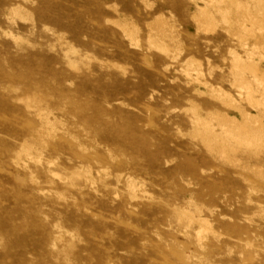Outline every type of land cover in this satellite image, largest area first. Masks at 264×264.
<instances>
[{
	"label": "rangeland",
	"instance_id": "374dc122",
	"mask_svg": "<svg viewBox=\"0 0 264 264\" xmlns=\"http://www.w3.org/2000/svg\"><path fill=\"white\" fill-rule=\"evenodd\" d=\"M215 1L208 28L207 0H0V264H264V139L190 125L259 113L264 0Z\"/></svg>",
	"mask_w": 264,
	"mask_h": 264
},
{
	"label": "bare ground",
	"instance_id": "6f19581e",
	"mask_svg": "<svg viewBox=\"0 0 264 264\" xmlns=\"http://www.w3.org/2000/svg\"><path fill=\"white\" fill-rule=\"evenodd\" d=\"M201 1H205V0H201ZM220 1V3H222L221 1H223V0H219ZM229 1V0H228ZM250 1V0H249ZM213 2H215L216 3V1L215 0H207V2L205 3V5H204V7H198L197 8V11H196V16L194 17L195 19H196V22H198L200 25H201V23H202V25H203V23L204 22H206L208 19H207V16H210V12H209V7H211L212 6V4H213ZM260 2V1H259ZM191 3V2H190ZM219 3V4H220ZM238 3H241V2H237V5H238ZM263 3V2H262ZM216 4H218V3H216ZM215 4V5H216ZM257 4H259V3H257ZM240 5V4H239ZM238 5V6H239ZM252 5V4H251ZM261 5V4H260ZM221 6V5H220ZM248 6V5H247ZM197 7V6H196ZM253 7V6H252ZM255 7V6H254ZM257 7H258V5H257ZM260 7V6H259ZM262 7V6H261ZM260 7V8H261ZM237 8V7H236ZM240 8V7H239ZM245 8L246 9H244L246 12L248 11H250V10H247V7L245 6ZM248 8H249V6H248ZM264 8V7H263ZM243 9V8H242ZM239 10V9H238ZM251 10H253V9H251ZM217 11H219V12H222L223 14H224V16L228 13V10H222V9H220V10H217ZM258 12H260V13H262V9L260 10V9H258L257 10ZM257 11H256V14H257ZM264 11V10H263ZM213 12V11H212ZM215 12V11H214ZM247 12V13H248ZM18 11L17 10H12V14H14V16L16 15H18ZM240 13V12H239ZM246 14V13H245ZM255 14V15H256ZM263 14V13H262ZM230 15V14H229ZM249 15V14H248ZM206 16V17H205ZM233 16V15H232ZM257 16V15H256ZM260 16V15H259ZM203 17H205L207 20H205L204 22H200L199 20H201ZM222 17V16H221ZM226 17V16H225ZM236 17V16H235ZM241 17V16H240ZM262 17H264L263 15H262ZM201 18V19H200ZM210 18H211V16H210ZM224 18V17H223ZM244 18V17H243ZM243 18H242V20H243ZM247 18V17H246ZM213 19V18H212ZM221 19V18H220ZM226 19V18H225ZM250 19V18H249ZM259 19V18H258ZM264 19V18H263ZM204 20V19H203ZM211 20V19H210ZM256 20V19H255ZM212 21H214V20H212ZM241 21V20H240ZM263 21V20H262ZM195 22V23H196ZM216 22V21H215ZM209 23V24H208ZM206 22V24H204V25H209L210 26V22ZM225 23V22H224ZM227 23V22H226ZM246 23V22H245ZM256 23V22H255ZM264 23V22H263ZM240 24V23H239ZM244 24V23H243ZM257 24V23H256ZM197 25V24H196ZM259 25V24H258ZM205 26V27H206ZM209 26H207L208 28H209ZM243 26L244 25H241L240 26V28H242V29H244L243 28ZM250 26V25H249ZM204 27V28H205ZM206 27V29H208ZM261 27V26H260ZM230 28H232L233 29V27H230ZM211 29V28H210ZM217 29V28H216ZM259 29V28H258ZM121 30L123 31V33L128 37V39L130 40V41H132V40H134V37H133V33H132V31L130 30V29H128L126 26H123L122 25V27H121ZM250 30V29H249ZM260 30V29H259ZM262 30V29H261ZM200 31V30H199ZM214 32V31H213ZM251 32V31H250ZM262 32V31H261ZM240 34V33H239ZM247 34V33H246ZM256 34V33H255ZM258 35H259V33H258ZM245 36V35H244ZM247 36V35H246ZM253 37V36H252ZM236 38H238V37H236ZM240 39H242V38H244V37H239ZM154 39H151V38H148V44H150V46H152V47H154V44L157 42H154L153 41ZM242 40H244V39H242ZM20 41V40H19ZM240 41V40H239ZM136 42H138V41H136ZM154 42V43H153ZM241 42V41H240ZM163 42L161 41V43L160 44H162ZM160 44L159 45H157V46H160ZM163 46V48L161 49V48H159V49H161L162 51H165V54L167 53V51L164 49L165 48V45H164V43L162 44ZM245 45V44H244ZM150 46H148L149 48H151ZM246 46V45H245ZM154 48H156V47H154ZM252 48V47H251ZM253 48H255V47H253ZM257 48V47H256ZM255 48V49H256ZM159 49H157L156 48V50H159ZM254 49V50H255ZM259 49H261V48H259ZM258 50V49H257ZM160 51V50H159ZM161 51V52H162ZM252 51V50H251ZM250 52V51H249ZM248 52V53H249ZM256 53H259L258 51H255ZM251 53H253V52H250L249 54H251ZM234 54V53H233ZM249 54H247V55H249ZM167 55V54H166ZM234 55H237V54H234ZM259 55H261V54H259ZM258 55V56H259ZM257 56V55H256ZM255 56V57H256ZM248 58H250L249 56H247ZM251 57H253V56H251ZM236 59V61L234 62V63H237L236 64V66L240 63L241 64V60L242 59H240V57H236L235 58ZM234 61V60H233ZM250 61V60H249ZM261 61V60H260ZM196 62V61H195ZM251 62V61H250ZM253 62V61H252ZM191 63H192V60H191ZM249 63V62H248ZM189 64H190V62H189ZM196 64H198V63H196ZM192 65V64H191ZM193 65H194V63H193ZM244 65V64H243ZM243 65H242V67H243ZM248 65V64H247ZM234 66V65H233ZM199 67V66H198ZM238 67V66H237ZM248 67V66H247ZM253 67V66H252ZM256 67V66H255ZM240 68V67H239ZM244 68H246V66H244ZM250 68V67H249ZM257 69V68H256ZM236 70H237V68H236ZM248 70V69H247ZM251 70H252V68H251ZM255 70V69H254ZM250 71V70H249ZM253 71V70H252ZM244 72V71H243ZM256 72V71H255ZM186 73V72H185ZM258 73V72H257ZM249 74V73H248ZM250 74H251V72H250ZM244 75V74H243ZM242 74H241V76H243ZM237 76V75H236ZM256 77H253L254 78V80H255V82H258V84L259 85H261L263 88H264V79H263V77H264V74H263V77L261 76V78H259L258 79V77H257V75H255ZM249 77V76H248ZM238 78V77H237ZM239 79V78H238ZM237 79V80H238ZM236 80V81H237ZM244 81V80H243ZM243 81H241V86H240V83H239V90L240 91H247V92H250L251 91V88H250V86L249 85H247V84H244V82ZM246 81V80H245ZM252 81H253V79H252ZM252 81H251V83H252ZM243 82V83H242ZM248 82V81H247ZM254 82V83H255ZM236 83V82H235ZM234 83V84H235ZM243 84V85H242ZM257 84V83H256ZM238 85V84H237ZM234 86V85H233ZM260 88V89H263V88ZM260 89H256L257 91L258 90H260ZM210 91H212L211 93H213V94H216V96L217 97H219L220 99H226L227 101H229V103H230V106H232V105H234L235 104V101L229 96V94H226L224 91H222L221 89H217V90H215V89H211ZM243 91V92H244ZM256 91V92H257ZM253 92V91H252ZM251 92V93H252ZM258 92H260V91H258ZM210 93V94H211ZM246 93V92H245ZM261 93V92H260ZM202 94V93H201ZM213 94H212V96H213ZM247 95H248V93H247ZM256 95V94H255ZM262 95H264V93L262 94ZM241 96V95H240ZM246 96V95H245ZM249 97H250V95H248ZM254 96V95H253ZM261 96V95H260ZM203 97V96H202ZM249 97H247V98H249ZM252 97V96H251ZM210 98V97H209ZM212 98V97H211ZM260 98V97H259ZM219 99V100H220ZM251 99V98H250ZM254 99V98H253ZM214 100H216V99H214ZM255 100V99H254ZM252 101V102H254L253 104H256V107L255 106H253L254 108H257L258 107V109H259V113L257 114V112H256V114L257 115H251V114H249V113H246V112H240V116H241V122H239V121H237V120H235V119H233V118H229V117H227V116H224V117H222L221 116V118H219L220 120H219V125H218V129L220 130L219 131V133H214L213 131H214V129H213V127L209 124V121H208V123H207V121L205 120H202L201 119V117H199V115L198 116H196L195 118L193 117L194 115H192V117L194 118L193 119V123H190V125L192 126V124H193V128L192 129H194V131L197 133V135H198V138L200 137V140L201 141H203V143L204 142H206V144L207 145H209V147L210 146H212V145H218V146H220V149H219V154H220V156H221V154H223V156L222 157H224V154H225V152L226 151H229V152H233L234 151V148L236 147L235 146V143L238 141L239 142V145L241 144L242 146L243 145H247V147L248 146H251V147H253L254 148V146L255 145H257V143L256 142H258V141H260L261 142V140L262 139H264V126H262V125H264V123H263V121L262 120H264V96L261 98V99H259V100H257V101ZM32 101H33V99H32ZM222 101V100H221ZM222 102H224V101H222ZM250 102H251V100H250ZM251 102V103H252ZM226 102H224L223 104H225ZM249 103V102H248ZM222 104V105H223ZM248 105V104H247ZM224 106V105H223ZM226 106V105H225ZM252 106V105H251ZM250 106V107H251ZM229 107V106H228ZM227 108V107H226ZM191 109V108H190ZM231 109H233V107L231 108ZM257 109V110H258ZM188 110V109H187ZM186 110V111H187ZM234 110V109H233ZM256 110V111H257ZM191 111V110H190ZM189 111V112H190ZM196 111V110H195ZM236 111V110H235ZM38 112H40V111H38ZM37 112V113H38ZM197 112V111H196ZM238 112V111H237ZM44 113V112H43ZM191 113H194V110H193V112H191ZM45 114V113H44ZM47 114V115H46ZM45 115H42V111H41V114L40 113H38V115H37V117L39 118V121H40V123H41V125L42 126H44V128L46 129L45 130V132L46 133H48V132H50L51 131V129H52V125L54 124L53 122V124L52 123H50V121H49V119H48V115H49V113H46ZM195 114V113H194ZM197 114H198V112H197ZM213 116V115H212ZM217 116V118H218V115H216ZM190 117H191V115H190ZM210 119H211V117H209ZM213 120H214V118H213ZM218 120V119H217ZM191 120H189V122H190ZM215 121H216V119H215ZM211 122V121H210ZM215 123V122H214ZM216 123H218V122H216ZM52 124V125H51ZM213 124V123H212ZM244 125L246 126V125H255V126H257V128L256 129H254V130H251V131H244ZM259 125H261L260 127H258ZM53 127H54V125H53ZM252 128V127H251ZM39 131H41V130H39ZM56 131V130H55ZM193 131V130H192ZM237 131V132H236ZM54 132V131H53ZM194 132V133H195ZM43 133V132H42ZM56 133V132H55ZM236 133H237V135H236ZM238 133H240V134H238ZM37 134V133H36ZM51 135V134H50ZM38 136V135H37ZM197 137V136H196ZM40 141V140H39ZM43 141V140H42ZM200 141V142H201ZM233 142H235V143H233ZM43 143V142H42ZM41 143V144H42ZM261 143H264V142H261ZM261 143H258V144H260V146H261ZM234 144V145H233ZM237 144V143H236ZM239 146V147H242V146ZM263 145V144H262ZM25 146V145H24ZM235 146V147H234ZM257 146H259V145H257ZM256 146V147H257ZM259 146V147H260ZM21 147V146H20ZM205 147V146H204ZM208 147V150L207 151H209V149H211V148H209ZM238 147V148H239ZM26 148H29V147H26ZM261 148V147H260ZM31 149V148H30ZM256 149H258V147L256 148ZM262 149V148H261ZM33 150V149H32ZM239 150H240V148H239ZM211 151V150H210ZM209 151V152H210ZM251 151V150H250ZM248 152V151H247ZM254 152V151H253ZM21 153H23V154H28L29 153V151L28 150H26V149H22V151H21ZM35 153V152H34ZM18 155H20V154H18ZM37 155H38V153H37ZM25 156V155H24ZM225 156H229V154L227 155V154H225ZM30 157V156H29ZM239 163V162H238ZM50 165V164H49ZM253 169V168H252ZM104 170V169H103ZM106 170V169H105ZM81 171V170H80ZM256 171V170H255ZM260 171V170H259ZM89 172V171H88ZM90 172H91V170H90ZM85 173H87V171H85ZM260 173V172H259ZM90 174V173H89ZM78 175V174H77ZM58 176V175H57ZM76 176V175H75ZM58 178V177H57ZM94 180V179H93ZM125 180H127V179H125ZM90 183H91V181H90ZM136 183V182H135ZM127 189H128V192H129V194L131 195V199H132V196L133 195H136L134 192V190L136 189L135 188V185H134V183L131 181V180H127ZM143 194H145V193H143ZM143 196V195H142ZM149 196V195H148ZM133 200V199H132ZM191 199H189V201H190ZM191 202H192V200H191ZM189 204H190V202H189ZM190 206V205H189ZM193 206V205H192ZM180 213V215L178 216V222H181V221H184L185 222V225H187V226H189V225H191V224H194V223H197V224H201V225H203V227L204 228H202L201 227V230L197 233V238L198 239H201V237H202V235L204 234V233H208L209 232V228L207 227V225L208 224H206L204 221H203V219L201 220L200 219V217H192V215H190L189 213V216L187 215V213L186 212H184V211H182V212H179ZM184 231V230H183ZM200 241V240H199ZM198 242V241H197Z\"/></svg>",
	"mask_w": 264,
	"mask_h": 264
},
{
	"label": "crops",
	"instance_id": "0c3cea01",
	"mask_svg": "<svg viewBox=\"0 0 264 264\" xmlns=\"http://www.w3.org/2000/svg\"><path fill=\"white\" fill-rule=\"evenodd\" d=\"M166 50V49H165ZM167 51V50H166Z\"/></svg>",
	"mask_w": 264,
	"mask_h": 264
}]
</instances>
